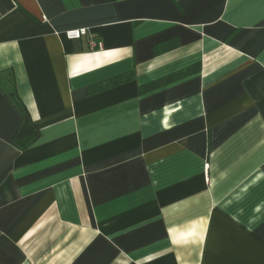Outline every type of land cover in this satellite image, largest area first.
Segmentation results:
<instances>
[{
	"label": "crops",
	"instance_id": "obj_1",
	"mask_svg": "<svg viewBox=\"0 0 264 264\" xmlns=\"http://www.w3.org/2000/svg\"><path fill=\"white\" fill-rule=\"evenodd\" d=\"M0 264H264V0H0Z\"/></svg>",
	"mask_w": 264,
	"mask_h": 264
},
{
	"label": "trees",
	"instance_id": "obj_2",
	"mask_svg": "<svg viewBox=\"0 0 264 264\" xmlns=\"http://www.w3.org/2000/svg\"><path fill=\"white\" fill-rule=\"evenodd\" d=\"M197 71H198L197 66L188 68L185 71L169 76L157 83L147 85L143 87L142 90L148 91L158 86L170 84L182 77H186L188 75L194 74ZM9 97L11 98V100L13 101V103L15 104V106L18 108V110L20 111L22 115V123L19 129L17 130L15 137L13 138L12 144L20 150H25L26 148L31 146L40 137L41 132L39 128L33 122L27 107L21 101L15 89L11 91V93L9 94Z\"/></svg>",
	"mask_w": 264,
	"mask_h": 264
},
{
	"label": "built area",
	"instance_id": "obj_3",
	"mask_svg": "<svg viewBox=\"0 0 264 264\" xmlns=\"http://www.w3.org/2000/svg\"><path fill=\"white\" fill-rule=\"evenodd\" d=\"M88 34H89L88 29H77V30L68 31L66 33V36L69 39H80L81 37L86 36ZM92 45L93 46H100L101 44L93 41Z\"/></svg>",
	"mask_w": 264,
	"mask_h": 264
}]
</instances>
